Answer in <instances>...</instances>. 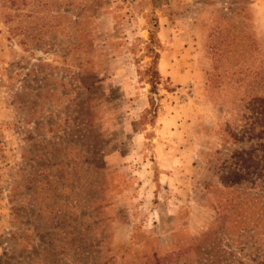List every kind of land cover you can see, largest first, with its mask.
I'll return each mask as SVG.
<instances>
[{
    "label": "rangeland",
    "instance_id": "obj_1",
    "mask_svg": "<svg viewBox=\"0 0 264 264\" xmlns=\"http://www.w3.org/2000/svg\"><path fill=\"white\" fill-rule=\"evenodd\" d=\"M0 264H264V0H0Z\"/></svg>",
    "mask_w": 264,
    "mask_h": 264
},
{
    "label": "trees",
    "instance_id": "obj_2",
    "mask_svg": "<svg viewBox=\"0 0 264 264\" xmlns=\"http://www.w3.org/2000/svg\"><path fill=\"white\" fill-rule=\"evenodd\" d=\"M155 60V58H153V61ZM147 73L149 74V83H153L154 79H157V71L156 69L151 66L149 68H147Z\"/></svg>",
    "mask_w": 264,
    "mask_h": 264
}]
</instances>
